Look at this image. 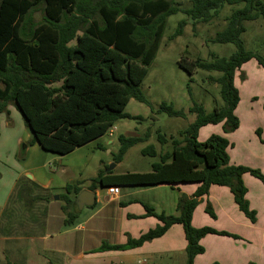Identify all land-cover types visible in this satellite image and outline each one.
Here are the masks:
<instances>
[{"label":"trees","instance_id":"16d2710c","mask_svg":"<svg viewBox=\"0 0 264 264\" xmlns=\"http://www.w3.org/2000/svg\"><path fill=\"white\" fill-rule=\"evenodd\" d=\"M190 6L181 9L173 0H0V113L12 102L20 112L25 126H30L39 146L57 155H65L106 134L119 120L128 118L124 111L131 98L148 103L141 83L153 61L169 16L182 12L192 23L209 22L225 6L241 4L226 17V25L211 39L213 43H232L236 50L228 57L210 53L211 61L200 57H183L179 65L189 74L196 69L216 71L209 77L219 87L222 103L206 112L194 103L189 113L194 120L177 137H171V149L157 151L153 145L140 150L142 155L158 157L147 172L113 173L100 169L90 179L87 189L109 186H153L158 184L197 183L195 191L177 200V214L157 213L144 204L145 216H153L157 224L132 238L127 234L121 244L101 245L89 252L123 251L139 247L163 236L173 225H180L186 241L185 264H193L197 254L204 252L200 239L207 234L239 238L225 230L191 224L198 198L206 195L210 186L227 187L238 209L256 221V211L246 198L247 187L242 175L249 173L264 183V175L257 168L231 164L227 152L230 142L221 134H211L198 140V131L208 124L222 123V131L229 133L239 126L235 109L239 91L234 83L236 72L250 59H255L264 71V57L247 50L241 39L245 21L264 16L261 0H189ZM43 6L42 22L32 23L29 14ZM97 16V17H96ZM186 19L178 21L170 39L181 35ZM160 111L169 116L185 117L182 110L162 102ZM264 112V104L262 106ZM8 113V112H6ZM260 136V129L256 130ZM145 136L119 135V147L112 153L113 163L123 159L126 151L146 139ZM163 147L168 142L158 134ZM22 158V154L19 156ZM76 195L82 190L75 183L66 192ZM44 191L47 194H35ZM35 194V195H34ZM51 194L36 182L22 176L8 199L3 215L21 213L39 201H48ZM64 202V224L71 226L77 218L74 199L59 195ZM95 203L93 204V206ZM206 213L215 217L209 203ZM10 264V263H7ZM210 264H219L214 261ZM255 264V263H249Z\"/></svg>","mask_w":264,"mask_h":264},{"label":"crops","instance_id":"0c3cea01","mask_svg":"<svg viewBox=\"0 0 264 264\" xmlns=\"http://www.w3.org/2000/svg\"><path fill=\"white\" fill-rule=\"evenodd\" d=\"M249 64L254 65L257 62L255 59H250L241 66L236 75ZM237 89L240 97L241 91L238 87ZM253 103H258L256 110L251 106L240 114L239 99L235 109V114L239 118V126L236 130L224 133L222 123L208 124L199 129L198 139L204 130H214L216 133L212 134L224 135L230 142L227 152L231 164L239 165L242 163L240 159L232 156L233 151L238 148L256 156L254 159L258 161V164L254 167L257 166L264 172V112L262 109L264 91L260 96L249 95V104L253 105ZM0 121V264H165V260L171 264H175L174 262L185 264L186 254L179 261H176L175 257L177 249L183 248L185 250L186 246H184L181 238L184 234H179V232H183L182 227L177 224L171 226L163 236L145 242L139 247L123 251L110 250L94 253L89 251L101 245L124 243L127 234L136 238L149 229H140L134 232L128 228L129 223H132L138 216L142 217V220H149L148 218L153 217L145 216L146 212L143 206L144 204L152 205L153 200L148 198V190H151L149 188H161L162 186L178 190L180 188L182 194L190 196L195 191L197 183L120 186L119 194L115 196L109 195L104 190L105 188L100 186L93 191L95 193V205L90 206L91 212L83 216L82 209L84 207L81 210L75 208L77 211L75 223L66 226L64 224L65 214L62 210L64 202L62 204L59 197L56 200L55 194L58 196L67 194L68 197L74 199L73 190L67 193L66 186L75 182L77 187L87 189L90 179L95 177L98 171L103 169V166L92 172L88 178H82L79 172L81 166L77 168L76 165L77 160L74 158L67 159L74 152L87 146L88 143L75 148L68 154L49 157L48 152L43 150L35 141L31 145H26L23 153H21L19 148L26 138L22 132L23 129H16L15 132L7 134V124L9 125V123L4 121L2 113H0ZM23 128H26L25 124ZM257 129L261 131L260 136L256 134ZM245 131L255 134L260 143L246 141L243 136ZM204 137L207 138L208 136ZM108 143H113L112 139H108ZM96 147L106 148L101 143H97ZM20 154L23 157L26 156L25 161H17L16 158ZM50 160L53 161L54 166L47 170L46 163ZM122 161L123 159L110 170L115 174L124 173L116 172V168L120 166ZM99 164L96 163V166L98 167ZM27 174L30 177H27ZM22 176L36 182L42 188L48 189L51 197L48 201L39 200L35 202L30 209L21 213L3 215L4 209L8 207L9 197L16 189V181ZM249 176V173H244L242 178L247 187L246 198L250 208H254L256 211V221L253 223L238 209L227 187L212 185L206 195L198 198L191 220L192 226H211L217 230H225L238 235L239 238L218 234L205 235L200 239L204 252L194 257L193 264H210L214 261L219 264L248 263L252 260L256 261L259 252L263 255L264 183L259 184L258 178L257 181H251ZM69 179H73L71 180L73 182L68 183ZM248 183L252 184L251 188H249ZM100 191L104 192L100 194ZM35 194H47V192L36 191ZM207 203L214 211V218L205 211ZM162 212L165 213L164 210ZM157 222H148L149 227H154ZM174 228L180 229L174 230ZM174 233L180 235L178 247L174 244Z\"/></svg>","mask_w":264,"mask_h":264},{"label":"rangeland","instance_id":"374dc122","mask_svg":"<svg viewBox=\"0 0 264 264\" xmlns=\"http://www.w3.org/2000/svg\"><path fill=\"white\" fill-rule=\"evenodd\" d=\"M181 9L188 8L190 6L189 0H173ZM264 2V0H261ZM242 5H225L217 17L213 18L209 22H195L192 23L184 13L177 12L169 16L166 20L164 32L160 41L157 53L148 67V73L144 77L141 83V90L148 100V103L139 102L133 98L129 100L124 108V111L129 115L128 118L119 119L113 127L109 130L112 132L110 136L109 131L96 141L88 143L87 146L82 147L77 152L71 154L67 159L74 158L77 160V168L81 166L79 172L82 178H88L92 172L97 171L98 168H107L113 164L112 153H115L119 147L118 136H145L146 139L142 142L130 147L127 153L123 156V161L116 168V172L125 171H138L147 172L150 170L152 162L158 161V157H151L142 155L140 150L146 145H153L156 150L165 151L171 149V137H177L180 130L184 129L194 118V113H189V108L194 103L201 104L206 112L213 110L215 105H220L222 100L220 98V87L219 85L210 80L209 77H218L219 72L216 71H204L202 69H196L193 73L189 74L185 69L179 65V61L183 57H187L189 60L200 57L204 61H211L212 58L210 53L213 52L219 57H228L235 50V45L232 43H213L211 39L215 33L226 25V17L230 14L232 9L241 8ZM30 20L32 23H40L43 21L45 14L43 6L36 7L30 14ZM97 17V16H96ZM186 19L187 24L183 28L181 35L176 36L173 39L169 37L175 31L178 21ZM245 31L241 34V39L247 50L257 52L264 57V16H259L254 20L244 22ZM264 72L262 68L257 65H247L243 68L238 75L235 76V85L241 91L239 111L240 114L244 110L249 109L253 106L256 110L258 103L249 104V95L260 96L263 94L264 87ZM165 102L172 104L173 108L182 110L186 113L185 117L169 116L166 111H160V104ZM261 111V108H260ZM8 112V113H6ZM263 113V112H262ZM244 118L243 115H241ZM2 117L7 124V134L23 129L25 139L19 150L23 153L24 145L26 140H30V136L26 132V128H23V118L16 109V106L10 102L6 104L5 112H2ZM1 122V121H0ZM212 127V126H210ZM212 133H216L214 130L206 129L201 134L198 140L203 141L206 137ZM161 134L168 142L163 147L157 140V135ZM244 138L246 141H251L259 144L255 134H250L245 131ZM108 139H112L113 143H108ZM19 142V141H18ZM101 143L106 148H97L96 144ZM19 147V146H18ZM48 152L49 157L57 155ZM232 156L240 159L242 163L239 165L248 166L251 168L259 169L263 175L264 172L254 165L258 164V161L254 159L256 156L252 155L251 152L242 151L238 148L233 151ZM17 161H25L26 156L16 158ZM87 161V163H84ZM100 161V164H99ZM50 162V164H49ZM108 162V163H106ZM96 163L99 166H96ZM105 163V165H102ZM82 164V165H81ZM46 169L54 166L52 160L47 161ZM27 176V175H26ZM251 177V181H257V178ZM73 179H69L68 183H71ZM259 184L263 183L260 180L257 181ZM75 183V182H74ZM249 188L252 184L248 183ZM148 198L152 201V207L157 213L165 211V214L176 215V204L179 196L182 194L179 190L174 188L171 189L167 186L161 188H149ZM155 189V190H152ZM105 190V189H104ZM104 191H100L102 194ZM55 196H58L55 194ZM57 200V199H56ZM60 201V200H58ZM63 204V201H62ZM205 205V204H204ZM254 209V208H253ZM91 208L85 206L82 209V215L89 214ZM169 212V213H166ZM208 215V214H206ZM209 217V215H208ZM149 220H142V217H136L128 228L134 232L144 229L147 230L149 227L148 222H157L156 218L151 217ZM179 227V226H176ZM181 227V226H180ZM180 229V228H174ZM183 232H179V234ZM174 233V244L176 247L179 246L180 235ZM186 245L184 236L181 237ZM253 254L255 252L253 251ZM259 252L256 257V261H250L248 263L235 262L233 264H264V250ZM185 250L177 249L176 261L181 260L184 257ZM165 264H171L168 260L164 261ZM175 264H178L174 262Z\"/></svg>","mask_w":264,"mask_h":264},{"label":"water","instance_id":"95a60500","mask_svg":"<svg viewBox=\"0 0 264 264\" xmlns=\"http://www.w3.org/2000/svg\"><path fill=\"white\" fill-rule=\"evenodd\" d=\"M26 131L29 134L30 138H34V132L30 126L26 127ZM37 142V140L35 139ZM38 143V142H37ZM22 145V144H21ZM26 145H24L23 148H25ZM115 163L111 164L108 169L114 168ZM27 177H30L29 174H27ZM58 196H55V199H57ZM95 203V193L92 190L89 189H82L75 197L74 199V205L76 209L81 210L85 206H92Z\"/></svg>","mask_w":264,"mask_h":264},{"label":"built area","instance_id":"2783aa9c","mask_svg":"<svg viewBox=\"0 0 264 264\" xmlns=\"http://www.w3.org/2000/svg\"><path fill=\"white\" fill-rule=\"evenodd\" d=\"M108 133H109V135L112 134V132H110V131ZM105 190L111 196H115V195L119 194V191H120L119 187H117V186H109V187H106Z\"/></svg>","mask_w":264,"mask_h":264}]
</instances>
